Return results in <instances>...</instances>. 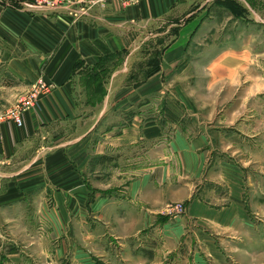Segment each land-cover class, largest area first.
<instances>
[{"label": "crops", "instance_id": "1", "mask_svg": "<svg viewBox=\"0 0 264 264\" xmlns=\"http://www.w3.org/2000/svg\"><path fill=\"white\" fill-rule=\"evenodd\" d=\"M208 1L138 0L134 6L114 1L77 20L0 6V80L11 81L0 82V94H10L0 109L38 80L51 86L21 114L19 127L0 119L1 235L18 239L24 227L29 235L67 241L78 221L95 224L92 237L106 231L119 245L123 264H204L201 253L215 254L199 231L193 236L203 245H184L181 228L239 222L242 173L210 161L206 129H169L165 117L173 89L162 83L175 70ZM160 21L165 31L175 28L173 37L158 68H143L144 79L130 85L135 57L129 48L140 31ZM121 53L127 55L119 57L106 83L100 81L106 63ZM212 182L225 184L226 193H207L205 200L198 192ZM213 198L222 200L221 207L210 206ZM175 203L185 212L166 217ZM55 246L59 250L62 243ZM73 255L84 261L82 251Z\"/></svg>", "mask_w": 264, "mask_h": 264}, {"label": "rangeland", "instance_id": "2", "mask_svg": "<svg viewBox=\"0 0 264 264\" xmlns=\"http://www.w3.org/2000/svg\"><path fill=\"white\" fill-rule=\"evenodd\" d=\"M52 1L55 0H0V6L25 10L33 9L27 4L39 3L40 12H25L46 17L69 16L74 20L88 15V12L86 16L79 13L81 0ZM114 1L122 6L137 4ZM197 5L191 8L195 10ZM83 6L86 7V2ZM90 8H98V5H91ZM202 10L201 14L198 10L197 28L184 47L175 70L167 71L166 81H162L173 89L169 94L165 118L169 129L178 127L185 130L192 126L206 129L211 136L210 156L213 159L210 158V161L241 171L242 180L237 194L243 218L237 223L213 221L209 223L211 228L206 224H186L185 228H181L182 232L185 231L181 241L193 249L198 244L203 245L193 234L204 233L215 252L214 255L199 253L204 264H264V0H211L204 4ZM174 29L165 31L164 23L160 21L136 35V45L129 48L131 57H135V72L132 71L135 76L127 81L130 85L144 79L143 68H158L161 51L173 37ZM127 54L121 53L110 59L99 80L105 82L121 60L119 57ZM0 82L2 85L11 83L6 76L1 77ZM37 82L8 108L0 109V119L7 117ZM6 96L10 94H0V106L5 104V100L7 102ZM204 188L208 190L198 192L203 199L207 193L214 197L223 196L227 186L212 182L201 190ZM213 199H216L215 205L210 206L221 207L219 203L222 200ZM176 204L179 203L167 207L166 217L172 218L185 212L182 204L181 212L171 210L170 206ZM24 223L26 228L27 222ZM81 226H86L88 233ZM94 226V223H72V236L67 241L58 235H47V238H39V234L29 235L24 227L22 234L19 231L18 239L0 234V264H123L119 245L104 236L106 231L98 232L102 233L98 237L90 235ZM32 229L35 230L36 226ZM60 243L61 257L54 255V250H58L55 244ZM75 250L83 252L84 261L72 259ZM179 256L182 257V254ZM189 263L190 260L186 262Z\"/></svg>", "mask_w": 264, "mask_h": 264}, {"label": "built area", "instance_id": "3", "mask_svg": "<svg viewBox=\"0 0 264 264\" xmlns=\"http://www.w3.org/2000/svg\"><path fill=\"white\" fill-rule=\"evenodd\" d=\"M55 1H52V2L56 3ZM81 1L82 2H79V4L81 5V8H80L81 12L79 11V13L86 16L88 10L91 9L90 8L91 5L96 4V5H98V8H103L106 4H108V2H112L114 0H81ZM123 1L126 2L127 5H134L135 3H137V0H123ZM84 2H86V7L83 6ZM57 4L60 5L59 3H57ZM27 7L33 8V9H26L25 8L26 11H36V12L41 11V9H40L41 7H39V3H36V4L30 3V4H27ZM49 88H51V86L45 85L42 82L38 81L37 84L32 87V89L27 94V96L25 98H23L22 100L18 101L16 103V105L9 111V113L7 114L8 119L11 120L15 126L19 127L21 125V114L25 110L32 107L34 102L38 98V96L41 94L47 93ZM170 208H171V210H174L177 212L182 211L181 210L182 207L180 204L170 206Z\"/></svg>", "mask_w": 264, "mask_h": 264}]
</instances>
